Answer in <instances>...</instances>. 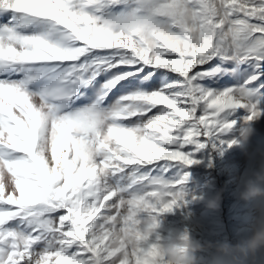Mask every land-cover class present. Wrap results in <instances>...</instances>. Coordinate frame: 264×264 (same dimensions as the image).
I'll use <instances>...</instances> for the list:
<instances>
[{
    "label": "snow or ice",
    "instance_id": "6c2138e0",
    "mask_svg": "<svg viewBox=\"0 0 264 264\" xmlns=\"http://www.w3.org/2000/svg\"><path fill=\"white\" fill-rule=\"evenodd\" d=\"M241 110L264 0H0V264H155L136 208L179 207Z\"/></svg>",
    "mask_w": 264,
    "mask_h": 264
},
{
    "label": "rangeland",
    "instance_id": "374dc122",
    "mask_svg": "<svg viewBox=\"0 0 264 264\" xmlns=\"http://www.w3.org/2000/svg\"><path fill=\"white\" fill-rule=\"evenodd\" d=\"M246 115L243 110L240 111L238 122L223 137L225 143L221 148L198 153L195 158L199 163L181 171V175H189L183 189V202L171 212L160 215L154 213L162 226L158 229L162 240L167 238L170 230L187 231L191 239L201 243L218 241L235 245L250 238L256 222L258 202L252 200L245 203L238 199L240 185L237 178L249 176L257 169L258 164L255 160L246 158L244 152L234 143L231 147L227 146L238 138ZM250 122L257 135L247 146L249 154L258 146L264 148V117ZM221 188L225 189L221 210H207L205 201ZM196 223L202 225V228L196 229ZM155 242V238L150 241ZM211 255L208 252L197 253L199 264H210ZM260 259L261 264H264V255Z\"/></svg>",
    "mask_w": 264,
    "mask_h": 264
},
{
    "label": "clouds",
    "instance_id": "9594fccd",
    "mask_svg": "<svg viewBox=\"0 0 264 264\" xmlns=\"http://www.w3.org/2000/svg\"><path fill=\"white\" fill-rule=\"evenodd\" d=\"M258 121V120H257ZM256 129L251 122H245L239 129L238 138L234 145L239 147L246 158L257 162L258 167L249 176L237 178L240 190L237 197L242 202L256 200L257 217L250 238L241 240L235 245L228 242H205L191 239L188 232L170 230L166 239L161 238L158 229L162 226L156 215L157 203L146 200L135 210L134 222L127 225L129 233L135 238L136 243L144 252H155V264H199L197 253H211L210 264H261V255H264V148L257 147L251 154L247 152V146L254 136ZM5 186L12 183V178L6 172H0ZM224 188L219 189L205 201V207L209 211L218 212L223 202ZM196 229L202 225L196 223ZM155 238V243L150 241Z\"/></svg>",
    "mask_w": 264,
    "mask_h": 264
}]
</instances>
